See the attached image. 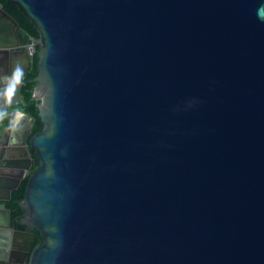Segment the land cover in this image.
<instances>
[{"label": "water", "instance_id": "obj_1", "mask_svg": "<svg viewBox=\"0 0 264 264\" xmlns=\"http://www.w3.org/2000/svg\"><path fill=\"white\" fill-rule=\"evenodd\" d=\"M5 1L39 34L33 133L0 4V114L27 120L0 229L29 175L18 234L44 242L25 264H264V0Z\"/></svg>", "mask_w": 264, "mask_h": 264}, {"label": "trees", "instance_id": "obj_2", "mask_svg": "<svg viewBox=\"0 0 264 264\" xmlns=\"http://www.w3.org/2000/svg\"><path fill=\"white\" fill-rule=\"evenodd\" d=\"M6 11L16 19L18 22V34L23 45L29 44L32 40L39 38V34L35 26L31 21L19 10L16 5L8 4L5 0H0ZM31 58V65L28 72L25 74L22 83H21V98L22 102L19 105V109L25 113H28L34 120L33 133H38L43 129V123L40 120L38 115V105L40 101L33 99V92L36 86L34 81L38 74V58L37 53L34 54ZM8 121H2L0 123V135L6 130ZM39 167V160L35 157V163L33 164L31 171L35 172ZM29 175L23 179L17 189L12 192V198L10 202L6 203L7 208L11 211V217L17 227L24 229V226L21 225L20 220L23 218V211L19 203L23 200L26 192L27 182ZM44 240L40 237H37L33 248L38 245L43 244Z\"/></svg>", "mask_w": 264, "mask_h": 264}, {"label": "flooded vegetation", "instance_id": "obj_3", "mask_svg": "<svg viewBox=\"0 0 264 264\" xmlns=\"http://www.w3.org/2000/svg\"><path fill=\"white\" fill-rule=\"evenodd\" d=\"M0 4L2 5L3 9H5L4 5H3V3L1 1H0ZM0 26H7V29L9 28V24L8 23H6L4 25H0ZM17 32H18V26H17ZM7 33H8V30H7ZM18 36H19V34H18ZM20 41H21V39H20ZM11 42H12V40H11ZM21 45H22V47L24 49H26L28 44L27 45H23L22 42H21ZM4 134H5V136L2 137V143H1V149H0V156L2 157V160H0V180L1 179L3 180V177L4 178H9L8 176H6V174H8L7 172H9V173L11 172L10 174H12V180H11V182L4 183L5 187L3 188V189H11L12 187L15 186V178H16V174L15 173L17 172V168L15 169V168L9 166V160L11 158L10 150H13V147L9 146L10 143L6 144L7 143L6 139H7L8 136H10V133L8 135H6V133L4 132L3 135ZM15 140H17V136L16 135L13 137L12 142H14ZM22 164H23V166L24 165L27 166V164H29V163L24 162ZM2 166H3V168H2ZM32 166H31V168H32ZM29 170H31V169H29ZM1 182H0V184H1ZM3 189H1V190L3 191ZM13 191L14 190H12V192ZM1 195H5V193H2ZM11 198H12V194H11L10 200L7 201V202H10ZM22 220H23V218L20 220L21 225H22ZM16 225L17 224L13 222L12 217H11V228H12L11 232L8 233L6 231V229H4V230L0 229V237L2 239H4V241H8L10 243L11 248H12V251L11 250L10 251L12 253H9V254H10V256L12 255V260L17 262L18 264H19L20 261L25 264L26 258H24L23 254L27 252L26 249L28 248V246H30L29 245L30 242L32 243L31 249H33L34 242H35L37 237H40V234H39V232L35 231V232L32 233V235H20V234H18L20 231L26 232L27 230H26L25 226H24V229H20ZM19 250H22V253ZM18 252H19V254H17Z\"/></svg>", "mask_w": 264, "mask_h": 264}, {"label": "crops", "instance_id": "obj_4", "mask_svg": "<svg viewBox=\"0 0 264 264\" xmlns=\"http://www.w3.org/2000/svg\"><path fill=\"white\" fill-rule=\"evenodd\" d=\"M6 23H8V22H6V20H4L2 17H0V25H4ZM4 29L7 32V30H8L7 29V26H0V30L4 31ZM10 42L11 41H8L7 44H9ZM21 49H23V48H21ZM23 66H24L23 56L20 55L17 59H14L13 60V63H12V71H13V74L16 76V73H18L23 68ZM4 120L5 121H8L7 128L4 131L5 133L7 132V129L9 127V125H10L11 120L13 121V128H12V130L10 132V136L11 137L8 136L7 139H6V142H7L6 144H9V143L12 142L13 137L15 135H18V132L20 133L21 130L25 127V125L27 124V120H26V118H25V116L23 114H21L20 112H16V111H13L11 113V115H9V114H5V115L4 114H0V123L2 121H4ZM2 137H3V134L0 135V149H1ZM11 154L13 155V150H10V155ZM0 160H2V157L1 156H0ZM2 168H3V166H2ZM8 177L9 178H4L3 177V180L2 179L0 180V182L2 181L1 184H0L1 185L0 186V191H1L2 187H5L4 183L11 182L12 176H8Z\"/></svg>", "mask_w": 264, "mask_h": 264}, {"label": "built area", "instance_id": "obj_5", "mask_svg": "<svg viewBox=\"0 0 264 264\" xmlns=\"http://www.w3.org/2000/svg\"><path fill=\"white\" fill-rule=\"evenodd\" d=\"M26 50L28 51L30 57L34 55V47L32 45V42L27 45Z\"/></svg>", "mask_w": 264, "mask_h": 264}]
</instances>
